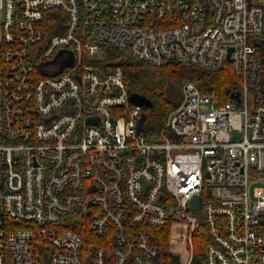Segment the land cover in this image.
<instances>
[{"label":"built area","instance_id":"1","mask_svg":"<svg viewBox=\"0 0 264 264\" xmlns=\"http://www.w3.org/2000/svg\"><path fill=\"white\" fill-rule=\"evenodd\" d=\"M0 10V264H164L152 229L177 226L185 243L200 224L204 264H264V0ZM47 14L58 30L45 34ZM103 44L152 65H226L239 99L183 79L145 135L122 68L94 58Z\"/></svg>","mask_w":264,"mask_h":264},{"label":"trees","instance_id":"2","mask_svg":"<svg viewBox=\"0 0 264 264\" xmlns=\"http://www.w3.org/2000/svg\"><path fill=\"white\" fill-rule=\"evenodd\" d=\"M47 14L45 34L58 30ZM50 22V23H49ZM107 50L110 65L120 66L124 72L126 87L130 93H137L149 100L143 105L145 118L143 131L149 135L158 134L163 127L167 113L176 105L177 99L168 97V92L177 88L183 79L193 81L203 92L214 91L221 101L230 98V93L237 88L238 79L225 65L217 70L204 69L175 59H166L160 65H152L146 61L127 55L118 48L103 44ZM3 44H0V51ZM257 49L264 63V36L259 40ZM125 54V56H123ZM237 82V83H236ZM79 228V227H74ZM167 226L156 227L153 242L159 250L164 264H182L179 256L169 249V230ZM193 251L189 264H204V249L208 243L206 227L198 225L192 233ZM44 262V259L42 261Z\"/></svg>","mask_w":264,"mask_h":264},{"label":"rangeland","instance_id":"3","mask_svg":"<svg viewBox=\"0 0 264 264\" xmlns=\"http://www.w3.org/2000/svg\"><path fill=\"white\" fill-rule=\"evenodd\" d=\"M2 11L0 10V23L2 21ZM104 52H101L99 54H95L94 58H105L108 57L107 56V50H106V46L102 45ZM123 56H125V54H123ZM237 83V82H236ZM179 88H180V84L177 85V88L175 87L174 89L176 90H171L170 92H168V97H170L171 99H177L179 97ZM143 113H144V109H143ZM145 115V113H144ZM145 118V117H144ZM144 121V120H143ZM145 135L151 136L149 134L144 133ZM156 135V134H155ZM264 170V168H263ZM261 185L264 186V181H260L257 182ZM169 230V249L171 252H173L174 254H177L179 256L180 262L182 264H185L186 261H188L189 259H191L192 256V251H193V241H192V235L190 237V240H187L185 243L182 242V240L184 241V237L182 233H180L181 229L177 228V226L174 227V231H170L171 227L167 228ZM179 230V234H176L177 231ZM171 232L173 233L171 235ZM186 239H187V234L185 235ZM94 244L92 242H88L84 251L87 252L88 254L91 251V247H93Z\"/></svg>","mask_w":264,"mask_h":264},{"label":"water","instance_id":"4","mask_svg":"<svg viewBox=\"0 0 264 264\" xmlns=\"http://www.w3.org/2000/svg\"><path fill=\"white\" fill-rule=\"evenodd\" d=\"M230 95L233 96V97H235L237 100L239 99L238 98V93H230ZM128 100L130 102H132V103H138V104H140L142 106L143 105H149L150 104V102H149L148 99H146L144 96L139 95L137 93H130L129 92ZM144 117H145V115L142 112L141 113V116L139 118L138 124H137V128H138L139 131L143 129V120H144ZM90 189L91 188H88V190H90ZM190 203H191V206L193 208H197L199 206V204H200V197L199 196H194L191 199Z\"/></svg>","mask_w":264,"mask_h":264}]
</instances>
